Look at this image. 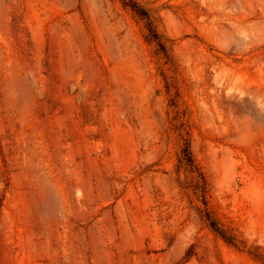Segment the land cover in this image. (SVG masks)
Masks as SVG:
<instances>
[{"label":"rangeland","instance_id":"obj_1","mask_svg":"<svg viewBox=\"0 0 264 264\" xmlns=\"http://www.w3.org/2000/svg\"><path fill=\"white\" fill-rule=\"evenodd\" d=\"M136 1L0 0V264H264V0Z\"/></svg>","mask_w":264,"mask_h":264},{"label":"trees","instance_id":"obj_2","mask_svg":"<svg viewBox=\"0 0 264 264\" xmlns=\"http://www.w3.org/2000/svg\"><path fill=\"white\" fill-rule=\"evenodd\" d=\"M123 3L130 7L141 19L145 20L147 23V27L150 31V37L151 40L157 41L158 45L161 49L165 50V45L161 39V35L157 32L155 26H154V19L151 14V11L140 4L136 0H122ZM181 166L185 167L188 171H190L196 180L197 187L202 191L203 197H204V203L208 205L207 200V179L203 171L201 170L198 163L195 161V158L193 156L191 147L189 142L185 139L183 146H182V156L180 158ZM206 219L208 220L209 225L211 228L220 235L226 242L229 244H232L236 247L244 246L243 241L239 240L235 237L232 233H230L226 228H224L222 225L219 224L218 221H216L208 211L205 213ZM249 253L254 256V258L264 261V254L259 250L258 247L253 246L250 249H248Z\"/></svg>","mask_w":264,"mask_h":264}]
</instances>
